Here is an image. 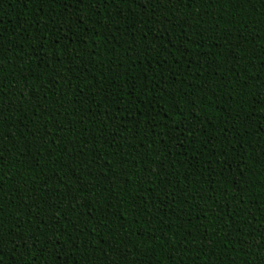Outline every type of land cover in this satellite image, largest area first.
Returning <instances> with one entry per match:
<instances>
[{"label":"trees","instance_id":"trees-1","mask_svg":"<svg viewBox=\"0 0 264 264\" xmlns=\"http://www.w3.org/2000/svg\"><path fill=\"white\" fill-rule=\"evenodd\" d=\"M0 264H264V0H0Z\"/></svg>","mask_w":264,"mask_h":264}]
</instances>
